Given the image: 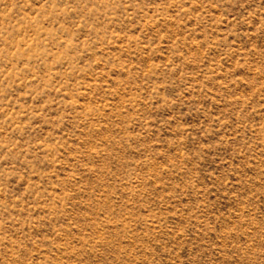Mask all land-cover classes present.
Instances as JSON below:
<instances>
[{"label":"rangeland","instance_id":"1","mask_svg":"<svg viewBox=\"0 0 264 264\" xmlns=\"http://www.w3.org/2000/svg\"><path fill=\"white\" fill-rule=\"evenodd\" d=\"M0 264H264V0H0Z\"/></svg>","mask_w":264,"mask_h":264}]
</instances>
